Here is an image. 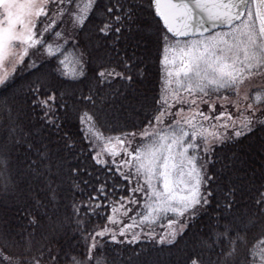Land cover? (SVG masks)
Listing matches in <instances>:
<instances>
[{"label":"snow or ice","instance_id":"1","mask_svg":"<svg viewBox=\"0 0 264 264\" xmlns=\"http://www.w3.org/2000/svg\"><path fill=\"white\" fill-rule=\"evenodd\" d=\"M0 264H264V0H0Z\"/></svg>","mask_w":264,"mask_h":264}]
</instances>
